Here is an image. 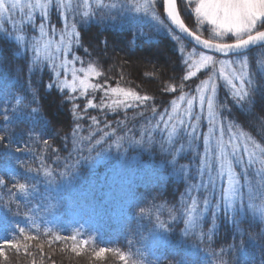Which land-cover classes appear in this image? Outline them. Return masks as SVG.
Masks as SVG:
<instances>
[{"label": "trees", "instance_id": "1", "mask_svg": "<svg viewBox=\"0 0 264 264\" xmlns=\"http://www.w3.org/2000/svg\"><path fill=\"white\" fill-rule=\"evenodd\" d=\"M131 26L153 33L154 42L138 40L130 49L131 30H114L98 21L78 24L82 46L77 54L103 73L95 81L102 83V90L77 94L79 120L68 96L47 87L54 79L51 71L30 70V52L0 32V115L8 117H0V134H6L0 145V179L6 182L0 185V244L21 243L19 252L7 249L8 258L0 264H123L118 253L128 257V264H264V222L250 212L226 216L221 211L214 226L206 215L202 225L212 230L204 243L198 233H184L178 210L192 181L181 167L195 175L198 161L180 136L173 139L178 141L175 148L184 144L185 150L173 152L167 136L155 128L159 117L151 107L157 112L169 109L181 94V83L188 92L205 77L183 81L187 72L176 42L150 25L142 30ZM103 39L112 42L107 49L100 44ZM131 57L138 58L135 65L146 63L142 71L132 72ZM248 58L256 64L264 60V50H254ZM117 85L151 99L115 111L88 106L89 100L108 103L104 91ZM165 86L177 91H165ZM227 92L222 88L218 97L231 109L225 111L227 119L264 147V78L258 75L255 115L231 103ZM21 183L26 186L23 192L16 187ZM262 203L255 201L257 206ZM140 209L143 216L138 215ZM170 210H177L175 221ZM161 222L166 228H160ZM241 231L247 233L245 242L229 257L226 253L239 243ZM103 248L109 251L97 258Z\"/></svg>", "mask_w": 264, "mask_h": 264}, {"label": "snow or ice", "instance_id": "2", "mask_svg": "<svg viewBox=\"0 0 264 264\" xmlns=\"http://www.w3.org/2000/svg\"><path fill=\"white\" fill-rule=\"evenodd\" d=\"M53 9L63 19V27L59 29L49 24ZM184 12L190 13L194 20L184 17ZM133 13L150 16L176 42L187 72L183 81L207 70L204 73L206 78H201L194 89L185 92L186 85H179L181 94L171 101L170 111L165 108L163 112H157L155 107H151L153 115L159 117L155 128L163 126L161 132L167 133V143L173 152L185 150L184 144L175 148L178 141L173 137L179 135L187 141V148L198 161L195 175L190 174L186 166L181 167L185 178L192 181L185 193L186 198L180 200L178 210L184 233L187 236L198 233L202 243L210 240L212 229L205 231L203 217H210L214 226L219 212L223 211L228 216L235 207L250 211L264 222V203L255 204L257 200L264 202V147L227 119L225 111H231L228 102L221 104L218 100V91L224 86L231 103L255 115L253 104L258 75L264 78V60L252 64L248 53L257 46L264 50V0H0V32L14 36L21 47L31 52L30 70L47 67L51 71L54 79H50L47 87L56 88L68 96V100L73 102V115L79 120L77 109L81 106L74 102L77 94L85 96L90 90H102V83H94L93 80L103 73L98 65L86 63L75 55L74 49L82 46L78 24L96 20L102 25L108 23L114 30H131L130 49L137 46L138 40L145 45L152 44L153 33L137 31L125 19ZM37 14L40 16L39 24L36 23ZM6 24L11 28H6ZM25 25H31L38 35L26 36ZM185 36L195 43L186 47ZM111 43L108 39L100 41L105 49ZM84 51L88 53L89 48H84ZM165 91L176 92L177 89L165 86ZM104 96L108 103L102 99L99 105H94L89 100L88 106L115 111L134 108L151 99L119 85L108 88ZM181 104L185 106L181 107ZM32 110L37 109L34 107ZM0 117L3 120L8 118L7 115ZM204 121L206 132L201 131ZM92 123H97L95 116ZM105 126L108 127L107 124ZM5 139L6 134H0V145L5 143ZM148 140L151 143L150 136ZM201 140L202 153L199 151ZM96 143L100 144V141ZM257 164L260 167L253 171ZM45 175L51 176L52 173L46 171ZM5 184L0 179V185ZM16 187L23 192L26 186L21 183ZM174 211L177 210H170L173 221L178 218ZM159 226L166 228L163 222ZM246 237L247 233L241 231L239 243L231 245L226 254L233 257L242 248ZM35 238L24 237L25 240ZM72 239L75 241L76 237ZM83 243L86 245L87 241ZM24 247L27 249L28 246L25 244ZM20 248L21 243L16 240L0 244V259L7 260V249L19 252ZM76 250L74 247L73 251ZM107 251L100 249L96 253L97 258ZM118 255L123 264H128L126 255ZM224 255L225 251L221 249L220 257Z\"/></svg>", "mask_w": 264, "mask_h": 264}, {"label": "rangeland", "instance_id": "3", "mask_svg": "<svg viewBox=\"0 0 264 264\" xmlns=\"http://www.w3.org/2000/svg\"><path fill=\"white\" fill-rule=\"evenodd\" d=\"M132 17H134V19ZM184 17L191 18V19L194 20V17H191L190 13H188V12H184ZM17 19H19V17H17ZM125 19L128 20L130 22V24L133 25L134 27H137L138 26V29L139 30H142L144 28V26H146V25H150L151 27H153L155 29L156 33L163 34V33L166 32L150 16L144 15L142 13L141 14L133 13V14H131V16H126ZM39 22H40V16H39V14H37L36 15V23L39 24ZM87 22H94V23H96L97 21L96 20H88V21L81 22V23H87ZM49 24L52 25V26H55L57 29L63 27V19L60 16V14L57 13L54 9L50 12ZM105 24H107V23H105ZM5 27L6 28H11V25L6 24ZM3 33H5V32H3ZM25 35L26 36L38 35V33L33 30V28H32L31 25H25ZM6 36L8 38H12L13 40H15L20 45V43L16 40V38L14 36H11V35H8V34H6ZM186 47H189V46L186 45ZM74 52H75V55L79 56L77 54V47L74 49ZM30 54H31V52H30ZM134 59L137 60L138 58H136V57H131L130 58V61L132 62V65H131L132 72H140V71H142V66H145L143 64H146V63L137 62V64L135 65L133 63L134 62ZM181 62H183V58L182 57H181ZM205 71H207V70H201L200 72L197 73V76L196 77H193L191 79H197V78L201 77L202 75L206 78V76L204 75ZM96 80L97 79H94L93 82L95 83ZM198 84L194 85L193 87L195 88ZM222 88H225V90H227L226 87L221 86L220 89H219V91H218V97H219V94H220L219 92H220V90ZM184 106H185L184 104H181V107H184ZM170 110H171V107L169 108V111ZM162 128H163V126L161 125L160 134H163V135H166L167 136V133L166 132H163V133L161 132V129ZM202 130H203V132H206L207 131L206 121H204V123L202 125L201 131ZM178 137H179V135L174 136L173 139H176ZM202 149H203V144H202ZM202 152H203V150H202ZM256 168H258L257 165L253 168V171H255ZM246 212H250V211H248L246 209L239 208V207H235L233 210H231V212L228 215H231V216L232 215H235V216H238V215L239 216H243V214L246 213ZM217 215H220V212Z\"/></svg>", "mask_w": 264, "mask_h": 264}, {"label": "water", "instance_id": "4", "mask_svg": "<svg viewBox=\"0 0 264 264\" xmlns=\"http://www.w3.org/2000/svg\"><path fill=\"white\" fill-rule=\"evenodd\" d=\"M185 42L188 43L189 45H193V44L195 43L194 41L191 40V38L186 37V36H185ZM197 48H199V46H197ZM257 48H259V47L257 46V47H255V48H253V49H257ZM253 49H251L250 51H252ZM205 51H206V50H205ZM250 51H249V52H250Z\"/></svg>", "mask_w": 264, "mask_h": 264}, {"label": "clouds", "instance_id": "5", "mask_svg": "<svg viewBox=\"0 0 264 264\" xmlns=\"http://www.w3.org/2000/svg\"><path fill=\"white\" fill-rule=\"evenodd\" d=\"M138 215L143 216L142 209L138 210ZM132 264H139V262L138 261H132ZM170 264H171V262H170Z\"/></svg>", "mask_w": 264, "mask_h": 264}]
</instances>
